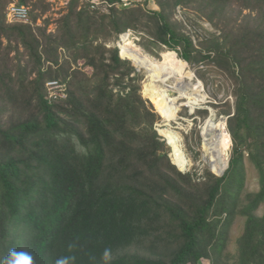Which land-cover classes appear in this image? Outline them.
I'll return each mask as SVG.
<instances>
[{
    "label": "trees",
    "instance_id": "1",
    "mask_svg": "<svg viewBox=\"0 0 264 264\" xmlns=\"http://www.w3.org/2000/svg\"><path fill=\"white\" fill-rule=\"evenodd\" d=\"M10 2L0 0V264H264V0H104L105 14L70 0L52 33L37 24L44 0L28 24L7 21ZM178 11L214 32L195 43ZM127 31L206 85L200 64L230 81L222 176L171 163L143 75L110 44ZM53 80L66 98L48 103Z\"/></svg>",
    "mask_w": 264,
    "mask_h": 264
},
{
    "label": "rangeland",
    "instance_id": "2",
    "mask_svg": "<svg viewBox=\"0 0 264 264\" xmlns=\"http://www.w3.org/2000/svg\"><path fill=\"white\" fill-rule=\"evenodd\" d=\"M10 1L11 4L17 3L19 0ZM37 1L38 0H29L27 6H29L30 11V5L37 4ZM69 1L70 0H44L45 4L49 5V10L45 13V15L37 20L38 26H43L44 20H49L47 33L54 32L56 29V21L62 14H64V10L66 9ZM81 1L89 3V5H91V10H95L101 14L108 13V8L105 2L94 0L97 4L96 6H94L91 3L92 0ZM136 1L142 2V0ZM145 7L146 9L152 11L158 10V7L153 1H149ZM175 19H177L178 21H182V25L185 27V32L191 35L195 43H198V39H201L204 35H208L209 33L214 32L211 25L205 21L197 22L191 19L189 23H186L185 15L180 11L177 12ZM124 35V37H122L123 35L120 36V40L115 44H110L114 47H117L118 44H120V54L128 59L134 67L140 70L139 72L143 75V79L140 82V88L142 90L143 84L147 83L149 80V75L146 73V70L154 68L153 64L148 63L146 65H142L141 62L136 58V56L133 55V52L131 51L132 48H127L126 45L127 43H130L156 61H160L162 59L161 52L158 54V56L150 54L143 46L140 45V38L137 37V35L132 31H127ZM174 54L177 56L176 53ZM78 65L81 66L82 62H79ZM204 65L205 64H200L198 66V69H200L204 74L207 85L196 77V67H190L187 64L188 68L193 72L195 76V81L198 85L201 86L204 96L202 98H199L198 100L179 98L178 100L173 102L176 112L174 114V117H172L173 119L171 120L163 113H159V115L166 120L161 119L155 125V128L158 129V134L159 130L163 128L175 132L178 135L180 139L179 144L181 150L185 158L189 162L188 167L183 171V173L196 172L197 176H201L207 169L210 172H214L215 174H220L221 172L224 173L228 168L227 164L226 166H221L218 163H213L208 155L209 144L208 141H205L204 138L210 133L212 126L215 123L222 121L225 127L226 137H224V140L227 143V163L229 162L232 150V141L230 139V135H228L227 133V111L229 109V105L232 108L234 103V99L231 96L232 86L230 81L218 69L206 67ZM84 71L87 74L91 73V70L87 67L84 68ZM162 81L169 86L176 84L172 75L164 71L162 72ZM169 95L172 96L170 92ZM173 96H175V94ZM231 108V113H233ZM203 111H206V114H203ZM166 121L169 122L167 123ZM245 164V188L250 192H256L258 190L256 175L252 169V166L247 162H245ZM263 213L264 209L261 208L259 210V214L262 215ZM241 232L242 223H235L232 227L231 232L232 239L238 237ZM203 263L204 262H201V264Z\"/></svg>",
    "mask_w": 264,
    "mask_h": 264
},
{
    "label": "bare ground",
    "instance_id": "3",
    "mask_svg": "<svg viewBox=\"0 0 264 264\" xmlns=\"http://www.w3.org/2000/svg\"><path fill=\"white\" fill-rule=\"evenodd\" d=\"M126 47L132 48L133 55L136 56L142 65L148 63L153 64L154 68L146 70V73L149 75V80L143 84L141 93L143 97L151 101L158 114L163 113L172 120V117L176 113L173 105L174 101L179 98L198 100L204 96L201 86L195 81V76L188 68L187 63L179 59L172 51L167 50L162 52V59L156 61L130 43H127ZM163 71L171 74L176 84L172 86L166 85L162 81ZM169 92L172 96L169 95ZM174 94L175 96H173ZM166 122L168 123L169 121ZM159 135L165 138L172 148V163L180 170H186L189 162L181 150L178 135L175 132L163 128L159 130ZM224 137H226L225 127L222 121H220L212 126L210 133L204 138L209 144L208 155L210 159L213 163H218L221 166H226L228 156L226 154L227 143Z\"/></svg>",
    "mask_w": 264,
    "mask_h": 264
},
{
    "label": "built area",
    "instance_id": "4",
    "mask_svg": "<svg viewBox=\"0 0 264 264\" xmlns=\"http://www.w3.org/2000/svg\"><path fill=\"white\" fill-rule=\"evenodd\" d=\"M131 1H134V0H122L124 6H128ZM100 2H104V0H100ZM91 3L94 6L97 5L94 0H92ZM5 15H6L7 21L10 23H23V24L30 23V9L29 7L24 6V5H19L17 3L9 4L6 9ZM65 89H66L65 85L61 84L60 82L56 80L47 82L46 92H47L48 103L56 102L60 99H65L66 98ZM201 262H204L205 264H207L206 261L204 260H201L198 264H201Z\"/></svg>",
    "mask_w": 264,
    "mask_h": 264
},
{
    "label": "water",
    "instance_id": "5",
    "mask_svg": "<svg viewBox=\"0 0 264 264\" xmlns=\"http://www.w3.org/2000/svg\"><path fill=\"white\" fill-rule=\"evenodd\" d=\"M118 48L120 49V44H118ZM136 68V67H135ZM136 70L137 71H140L139 69H137L136 68ZM142 94V93H141ZM144 99H145V97H143ZM145 100H147L151 105H152V107H153V109H154V111L157 113V111H156V109H155V107L153 106V104L151 103V101L149 100V99H145ZM158 114V113H157ZM159 115V114H158ZM159 117L161 118V119H163V120H166V119H164L163 117H161L160 115H159ZM156 131H157V133H158V129H156ZM159 135V134H158ZM160 136V135H159ZM162 139H163V141H165V143H166V145L170 148V154H172V148L169 146V144H168V142L166 141V139L165 138H163V137H161ZM231 139V138H230ZM170 156V155H169ZM171 160V159H170ZM171 163H172V161H171ZM173 164V163H172ZM227 167H228V163H227ZM178 169V168H177ZM181 173H183V170H180V169H178ZM214 175H216V176H222L223 175V172H221L220 174H215L214 172H212Z\"/></svg>",
    "mask_w": 264,
    "mask_h": 264
}]
</instances>
